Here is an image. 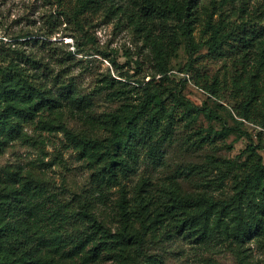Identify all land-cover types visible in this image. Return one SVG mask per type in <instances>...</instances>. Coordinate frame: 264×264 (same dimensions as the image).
<instances>
[{
	"label": "rangeland",
	"instance_id": "374dc122",
	"mask_svg": "<svg viewBox=\"0 0 264 264\" xmlns=\"http://www.w3.org/2000/svg\"><path fill=\"white\" fill-rule=\"evenodd\" d=\"M149 2L107 0L89 15L86 29L94 40H88L63 12L74 8L75 0H0V66L19 63L53 94L71 85L88 114L71 113L61 96L64 106L30 109L31 118L19 115L15 139L3 142L7 138L0 135V200L21 176L37 181L26 200L32 231L44 244L43 255L59 264H135L116 255H127L113 238L120 225V186L101 194L92 178L99 163L77 143L82 135L109 140L113 131L104 115L140 110L148 91L161 93L174 123L164 133L170 138L160 140L161 162L147 155L148 145L139 150L137 170L123 180L131 203L138 190L162 202L176 187L224 201L255 165H264V65L244 58L234 41L221 54L207 44L209 21L228 31L244 19L264 26V0H200L191 38L174 16L150 19ZM165 69L172 70L170 76ZM177 96L196 107L194 121L182 116L186 106ZM0 101L2 108L7 102ZM203 107L220 118L198 110ZM169 121L166 117L164 127ZM141 124L147 127L143 119ZM83 204L104 228L79 214ZM225 222L220 214L213 217L209 245L158 236L151 238L149 253L159 264H264V236L237 242ZM98 244L102 250L96 255Z\"/></svg>",
	"mask_w": 264,
	"mask_h": 264
},
{
	"label": "trees",
	"instance_id": "16d2710c",
	"mask_svg": "<svg viewBox=\"0 0 264 264\" xmlns=\"http://www.w3.org/2000/svg\"><path fill=\"white\" fill-rule=\"evenodd\" d=\"M75 1L74 8L63 12L83 36L94 40L92 35H88L86 24L89 15L103 9L107 0ZM199 1L150 0L146 8L153 21L176 17L181 22L183 33L191 38V24ZM207 27L211 31L207 39L210 52L221 54L230 41H234L233 48L237 47L238 53L243 54L244 58L254 60L257 65H264V26H256L244 19L229 31L223 25L211 21ZM170 71L165 69L162 72L170 76ZM184 74V78L189 77L188 72ZM62 89L64 93L53 94L44 83L34 82L17 62L12 61L7 68L0 66V99L7 102L4 107H0V135L7 138L3 142H7L8 138H16L20 127L16 120L19 115L31 118L30 109L64 106L61 96L67 99L66 107L71 113L86 118L87 111L80 105L82 100L72 86L63 85ZM176 98L177 103L186 106L182 116L189 118L190 122L194 121L196 107L184 98ZM200 109L210 118H220L210 108ZM166 117L170 121L164 127ZM142 119L147 127L141 124ZM173 119L161 93L148 91L140 110L128 115L119 112L104 115V122L112 126L113 135L109 140L78 136L77 146L80 151L99 163V169L93 173L92 178L97 182L101 194L106 188L120 186V225L113 238L121 252L126 251L127 255L116 253L119 261L128 258L135 260V264H159L157 256L149 253L151 238L158 236L173 239L179 235L209 245L213 240L212 224L216 214H220L226 221L225 229L237 242L264 236V165L261 162L238 181L236 193L224 201L214 200L205 192L185 193L177 187L168 191L167 200L162 202L142 194V190H138L134 203L128 200L129 189L123 180L130 179L137 170L139 150L148 145L145 151L147 155L154 162H161L163 156L160 154V140H166L169 136L164 133L173 128ZM207 133L210 136L212 131ZM11 184L0 200V264H59L52 257L43 255L44 244L37 242L32 231L33 211L27 207L26 200L30 194L29 187L37 184V181L21 176ZM79 214L90 218L98 228L105 227L87 204L81 205ZM93 250L99 255L101 245H96Z\"/></svg>",
	"mask_w": 264,
	"mask_h": 264
}]
</instances>
